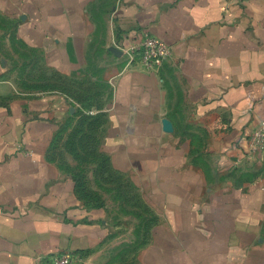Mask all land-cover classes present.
<instances>
[{
	"label": "crops",
	"instance_id": "1",
	"mask_svg": "<svg viewBox=\"0 0 264 264\" xmlns=\"http://www.w3.org/2000/svg\"><path fill=\"white\" fill-rule=\"evenodd\" d=\"M0 15V264H105L125 244L123 264H264V160L246 156L264 120V0H0ZM146 35L172 49L157 72L111 50ZM101 62L98 152L117 183L95 206L53 149L74 90L20 79L89 87Z\"/></svg>",
	"mask_w": 264,
	"mask_h": 264
},
{
	"label": "rangeland",
	"instance_id": "2",
	"mask_svg": "<svg viewBox=\"0 0 264 264\" xmlns=\"http://www.w3.org/2000/svg\"><path fill=\"white\" fill-rule=\"evenodd\" d=\"M2 23L5 22L0 15V28ZM23 52L24 58H28L24 65L29 64L30 67L28 68H31L33 62H29V58L32 60L33 54L26 47L23 48ZM104 66L105 63L101 62L99 67L97 66L98 69L96 68L94 71L95 77L99 80L91 82L89 87L84 88L81 83L77 85L69 83L66 79L49 76L48 72L43 70L38 72L42 74L40 78H34V70L26 68L25 74L30 73L32 75L20 79V82L26 87L39 85L38 87L42 89L53 87L64 91L68 87V89L74 90V93H71L74 99V113L68 117L66 126L63 129V136L59 137V141L53 149L56 150L57 159L68 175L77 181L87 183L89 188L82 189L81 192L95 206L102 205L101 202L107 204L109 199L114 198V187L117 183L113 174L107 173L104 167H99V164L101 165L98 158L99 139L105 128V120L101 110L106 104L103 97L107 96L105 85L101 80ZM142 213L143 216L146 215L144 212ZM140 233L137 241L139 243L143 240ZM126 245L129 246V244H125L122 247L123 251L116 259L113 255L112 259L106 260L105 264H123L121 261L124 262V256H128L124 253L129 248Z\"/></svg>",
	"mask_w": 264,
	"mask_h": 264
},
{
	"label": "built area",
	"instance_id": "3",
	"mask_svg": "<svg viewBox=\"0 0 264 264\" xmlns=\"http://www.w3.org/2000/svg\"><path fill=\"white\" fill-rule=\"evenodd\" d=\"M126 57L127 66L133 65L137 58L145 71L157 72L172 57V49L158 37L146 35L143 41L129 49H120ZM246 156L252 160H264V120L249 136ZM48 264H88V262L73 253L53 255Z\"/></svg>",
	"mask_w": 264,
	"mask_h": 264
},
{
	"label": "water",
	"instance_id": "4",
	"mask_svg": "<svg viewBox=\"0 0 264 264\" xmlns=\"http://www.w3.org/2000/svg\"><path fill=\"white\" fill-rule=\"evenodd\" d=\"M111 50L114 53H116V55H118V56H121L123 54V52L120 49H118L117 47H113ZM163 125H164V130L165 131H170L171 130V125L169 124V122L167 120L163 121Z\"/></svg>",
	"mask_w": 264,
	"mask_h": 264
},
{
	"label": "trees",
	"instance_id": "5",
	"mask_svg": "<svg viewBox=\"0 0 264 264\" xmlns=\"http://www.w3.org/2000/svg\"><path fill=\"white\" fill-rule=\"evenodd\" d=\"M98 158H99V162H101V165L99 164V167H104V169H106V171H107V159L99 156V154H98ZM99 173H101V172H99ZM141 242L139 243V245L141 244Z\"/></svg>",
	"mask_w": 264,
	"mask_h": 264
}]
</instances>
